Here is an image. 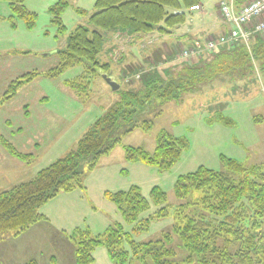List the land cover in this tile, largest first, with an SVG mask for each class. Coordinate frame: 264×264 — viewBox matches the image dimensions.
<instances>
[{
	"label": "rangeland",
	"instance_id": "obj_1",
	"mask_svg": "<svg viewBox=\"0 0 264 264\" xmlns=\"http://www.w3.org/2000/svg\"><path fill=\"white\" fill-rule=\"evenodd\" d=\"M59 1L25 0V7L34 17L33 23L16 18L13 26L8 3L0 0L3 18L0 20V135L19 152L35 156L33 163L21 171L9 161L10 158L26 163L11 156L0 142V178L3 179L0 193L29 181L41 169L75 150L95 122L122 101L127 92L136 91L140 97L145 96L147 89H142V82L133 77L127 81L126 74L138 68L139 72L144 70L147 77L157 71L164 80L177 68V63L183 61L180 57L183 51L191 50L197 41L204 44L213 37L199 36L196 24L201 19L194 17L191 22L190 13L187 23L169 35L155 33L132 41L117 34L113 36L118 43L115 50H112L110 34L106 36V45L100 55V61L109 64L106 71L90 77L80 66L67 70L59 78L41 76L21 88L15 98L7 100L12 81L31 71H48L57 64L56 53L65 47L68 37L78 26H88L97 0H67L69 6L62 14L64 30L53 22L51 13V8ZM202 1L205 4L204 19L209 21L210 12L215 11L219 0ZM79 10L86 11L87 15ZM258 35L264 36L255 34L248 43H236L252 47L253 37ZM209 56L211 54L203 53L202 58ZM198 61L194 59L189 63ZM235 62L231 73L198 85L178 101L156 98L149 107H137L139 115L133 122H122L111 136L110 141L122 139L121 144L103 156L92 171L87 170V161L83 162L82 169L87 171L85 191L70 192L77 195L44 205L40 212L45 213L47 220L24 234L17 236L16 231H10L0 236V264H75V248L70 236L77 228L89 229L93 236H98L118 222L130 232L132 225L125 223L123 215L105 193L127 191L132 186H138L150 203L142 218H149L164 206L170 210V214L151 222L148 232L134 236L135 239L138 242L154 241L162 238L163 233H170L175 236L173 245L177 257L174 262L199 264L197 259L187 261L188 253L175 234L176 227L185 223L180 218L192 213L191 204L198 201L202 192L178 199L175 187L179 177L202 166L220 171L224 168V159H234L245 166L264 163V62L252 61L251 65L245 66ZM81 75H85L86 88L78 95L64 82ZM219 115L233 123L227 126L217 122ZM144 121L150 122L151 130L137 128L127 133L132 125H145ZM161 134L185 138L189 143L180 160L169 170L161 171L157 166L126 159L124 146L143 147L153 153ZM155 187L167 193L166 204L156 206L153 203L151 196ZM249 196L253 198L252 194ZM181 205L185 209L181 216H176V209ZM247 228L252 236L261 232L262 239H255L264 244V218L259 226ZM241 237L248 238L249 235L244 233ZM260 252L251 256L249 264H264V253ZM94 257V264H114L105 247L97 248Z\"/></svg>",
	"mask_w": 264,
	"mask_h": 264
},
{
	"label": "trees",
	"instance_id": "obj_2",
	"mask_svg": "<svg viewBox=\"0 0 264 264\" xmlns=\"http://www.w3.org/2000/svg\"><path fill=\"white\" fill-rule=\"evenodd\" d=\"M5 1L10 8L13 26L16 18L33 23L34 17L25 7V0ZM252 1H220L219 10L223 22L222 2H233L235 9L239 11ZM201 2L202 0H97L95 9L88 18V26H78L68 37L65 47L56 53L57 64L48 71H31L12 81L8 86L6 99L15 98L21 88L38 77L59 78L67 70L80 66L90 77H95L98 72L106 71L109 67V64L100 61L106 36L119 34L130 39L133 36L143 38L155 33L172 34L187 23L188 13L192 12L190 8L201 7ZM68 6L67 0H60L51 8L53 22L61 30L65 29L62 14ZM78 12L87 15L86 11ZM2 19L0 16V20ZM253 38L255 43L252 47L244 43L221 46L209 53L211 56L208 58H202L203 54L194 57L195 60L199 59L196 63H189L192 60H183L180 64L178 62L177 68L164 80L157 71L148 77L143 75L140 81L142 89H147L145 96L140 97L136 91L127 92L122 101L95 122L75 150L41 169L29 181L0 193V236L10 231H16L17 236L24 234L47 220L40 209L48 202L62 193L85 191L87 171L82 169L83 162L87 161V170L92 171L103 156L109 155L121 144L122 139L110 141L111 136L122 122H133L139 115L137 107H149L156 98L178 101L186 93L193 92L198 85L231 73L235 69V61L241 62L243 66L251 65L252 61L264 62V36ZM84 78L85 75H81L64 84L80 95V90L86 88ZM217 122L227 126L230 122L233 123L223 115H219ZM143 123L145 125H132L127 133L137 128L151 130L150 122ZM0 142L11 156L28 165L33 163L34 155L19 152L2 135ZM188 146L185 138L161 134L153 153L147 152L143 147L124 146V150L126 159L130 162H144L167 171L180 160ZM223 165L224 168L220 171L199 167L195 172L179 177L176 183L175 196L178 199L191 197L197 191L202 192L198 201L191 204V208H194L192 213L180 218L185 223L176 227L175 235L183 250L188 253V262L197 259L199 264H249L253 254H260V250L264 253V244L255 239H262V233L252 236L247 228L259 226L264 218V163L245 166L234 159H224ZM251 194L252 199L249 198ZM105 195L121 212L125 223L132 225V229L128 232L122 223L116 222L104 234L93 236L89 229L77 228L70 236L75 248V264H94V252L100 247L107 249L114 264L180 263L174 262L177 257L173 245L175 236L170 233H163L162 238L148 242H138L134 237L148 232L154 220L167 216L170 211L167 206L160 208L149 218H142L149 210L150 203L138 186L116 193L107 191ZM151 197L156 206L166 204L168 200L167 193L159 187L153 189ZM179 208L176 209V216H181L185 209L184 205ZM244 233H248L249 237H241Z\"/></svg>",
	"mask_w": 264,
	"mask_h": 264
},
{
	"label": "built area",
	"instance_id": "obj_3",
	"mask_svg": "<svg viewBox=\"0 0 264 264\" xmlns=\"http://www.w3.org/2000/svg\"><path fill=\"white\" fill-rule=\"evenodd\" d=\"M190 10H199V7H191ZM221 12L224 23L230 27L229 31L217 38L206 40L204 44L196 43L191 50L183 51L181 58L190 59L238 41L248 43L255 34H264V19H260L264 14V0H253L239 11L235 9L233 2H222ZM139 78L140 75H137V79Z\"/></svg>",
	"mask_w": 264,
	"mask_h": 264
},
{
	"label": "crops",
	"instance_id": "obj_4",
	"mask_svg": "<svg viewBox=\"0 0 264 264\" xmlns=\"http://www.w3.org/2000/svg\"><path fill=\"white\" fill-rule=\"evenodd\" d=\"M220 1H222V0H219L216 3L215 11L210 12V20L209 21H206L204 19V14L203 13H204V9H205V4L203 3V1L201 2V5H200L201 8H200V10L194 11V12H189L190 15H191L190 16L191 22L193 21V18L194 17H198V18L201 19L200 23L196 24L198 26L195 25L196 28H197V31H198L199 36H202L204 34L203 37H209V36L212 37L213 36L212 38H214V37H218V36H220V35H222V34H224V33H226L228 31L227 26L224 24L223 19H222L221 14H220V10H219V3H220ZM196 12L197 13L200 12V13L199 14H196ZM260 19H264V14L261 16ZM127 39H129V38H127ZM130 39L132 41H138V40H141L143 38H140V37H137V36H133V37H130ZM116 45H118L117 39L112 37V50L115 48ZM142 66H143V64H142ZM137 69H135V71L131 72L129 75L130 76L131 75L133 76L135 73L139 72V71H137ZM145 74H146V72L144 70H142V76L145 75ZM18 132H21V129H19ZM9 161H11L12 163H14V166H16L17 168H19V170L25 171V168H26V165L27 164H23L22 162H20L18 160H15L14 158H10ZM16 161H18V162H16ZM0 181H3V179L0 178ZM85 185H86V183H85ZM86 188H87V186H86ZM82 191H84V190H82ZM73 195H77V194H74V193L61 194L60 196H58L57 198H55L54 200H52V202L55 201V200H57V199H65V198H68V197H72ZM78 195L79 196H82L83 194H78ZM50 202H48V203H50ZM44 215H45V213H44ZM39 225L40 224H38V226ZM35 263L36 262H34L33 264H35ZM20 264H27V263H20Z\"/></svg>",
	"mask_w": 264,
	"mask_h": 264
},
{
	"label": "water",
	"instance_id": "obj_5",
	"mask_svg": "<svg viewBox=\"0 0 264 264\" xmlns=\"http://www.w3.org/2000/svg\"><path fill=\"white\" fill-rule=\"evenodd\" d=\"M110 84H111V86H112L113 88L118 89V86H117L115 83L110 82Z\"/></svg>",
	"mask_w": 264,
	"mask_h": 264
}]
</instances>
